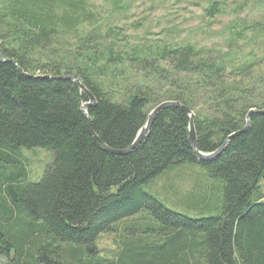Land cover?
Here are the masks:
<instances>
[{
	"label": "trees",
	"instance_id": "16d2710c",
	"mask_svg": "<svg viewBox=\"0 0 264 264\" xmlns=\"http://www.w3.org/2000/svg\"><path fill=\"white\" fill-rule=\"evenodd\" d=\"M99 9L89 0H0V51L15 62L0 61V157L19 164L0 170V264H264V114L211 161H197L177 107L114 154L90 132L87 95L46 77L80 80L96 100L91 128L113 150L132 143L153 107L177 101L194 112L198 149L214 152L249 109L264 108V21L235 24L225 47H196L148 31L115 38L101 30ZM218 10L214 2L206 13ZM82 27L91 29L82 36ZM21 147L51 151L39 180L16 161ZM185 163L213 178L215 201L197 187L216 215L190 217L144 191ZM106 234L117 235L111 256L98 248Z\"/></svg>",
	"mask_w": 264,
	"mask_h": 264
},
{
	"label": "rangeland",
	"instance_id": "374dc122",
	"mask_svg": "<svg viewBox=\"0 0 264 264\" xmlns=\"http://www.w3.org/2000/svg\"><path fill=\"white\" fill-rule=\"evenodd\" d=\"M100 6L101 28L107 27L115 38L134 39L148 31L159 38L169 39L176 45L192 44L196 47L221 45L225 47L235 24L264 21V0H89ZM247 1V2H246ZM114 2L122 6L120 13L114 12ZM217 3L218 11L210 18L206 13L212 3ZM125 7V11L124 10ZM210 15V14H209ZM212 15V14H211ZM91 28H83L82 36ZM0 39V43H1ZM163 102V101H162ZM26 171L27 180L37 181L47 164L52 160L48 149L21 147L14 156ZM0 157V170L15 171L19 164L5 161ZM213 178L200 165L185 163L158 177L143 189L159 200L165 207L190 217H205L218 213L217 191L212 190ZM264 194V177L259 182ZM197 185H205L207 194L212 192V200H205L203 190ZM204 194V195H201ZM209 194V193H208ZM211 196V193L210 195ZM115 234L99 238L98 248L103 256H111L116 250Z\"/></svg>",
	"mask_w": 264,
	"mask_h": 264
},
{
	"label": "water",
	"instance_id": "95a60500",
	"mask_svg": "<svg viewBox=\"0 0 264 264\" xmlns=\"http://www.w3.org/2000/svg\"><path fill=\"white\" fill-rule=\"evenodd\" d=\"M0 61H9L11 63L15 62L13 60H8L5 59L0 51ZM49 79H58V80H69L72 83H75L81 92H84L87 95L88 101L82 103L81 105V110L84 113L85 117L88 118L89 121V127H90V132L93 135L94 139L106 150L110 151L111 153L114 154H126L128 152H130L133 148H135L137 145H139L142 141H144L150 131H151V127H152V123L154 121V118L156 116V114H158L159 112H161L162 110L168 108V107H177L179 108L187 117V121H188V142L190 144L191 149L193 150L197 161L199 162H204V161H211L213 159H215L223 150L224 148L228 145L229 141L231 138L235 137L236 135L244 132L247 130L249 124H250V119L251 116L253 114H264V108L263 109H256V108H251L247 111L246 116H245V122H244V126L236 131L233 132L232 134H230L224 144L218 148L217 150H215L214 152H210V153H204L202 151H200L198 149L197 146V139H196V134H195V129H194V112L185 107L184 105H182L181 103L177 102V101H163L160 102L159 104H157L155 107H153L147 114L146 116V120L144 122V124L142 125V127L138 130L134 140L132 141V143L125 149L122 150H113L109 147H107L105 144H103L99 138L94 134L92 128H91V119L88 117V109L91 106H94L96 103L95 97L82 85V83L80 82V80L76 77L73 76H68V75H60V76H52V75H47L46 76Z\"/></svg>",
	"mask_w": 264,
	"mask_h": 264
},
{
	"label": "bare ground",
	"instance_id": "6f19581e",
	"mask_svg": "<svg viewBox=\"0 0 264 264\" xmlns=\"http://www.w3.org/2000/svg\"><path fill=\"white\" fill-rule=\"evenodd\" d=\"M246 116V115H245Z\"/></svg>",
	"mask_w": 264,
	"mask_h": 264
}]
</instances>
